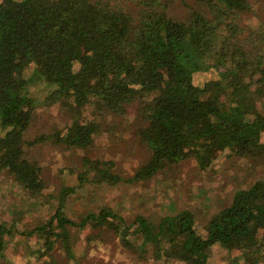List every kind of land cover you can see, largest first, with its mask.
Returning a JSON list of instances; mask_svg holds the SVG:
<instances>
[{"label": "trees", "instance_id": "1", "mask_svg": "<svg viewBox=\"0 0 264 264\" xmlns=\"http://www.w3.org/2000/svg\"><path fill=\"white\" fill-rule=\"evenodd\" d=\"M194 1L191 8V0H0V168L39 196L47 183L42 166L26 156L32 145L53 140L90 149L104 119L126 115L133 103L149 156L132 175L85 157L99 183L147 181L192 159L202 170L228 154L263 160L264 20L258 27L244 22L251 0ZM176 2L191 8L187 19L171 14ZM208 70L219 75L197 84L195 74ZM38 82L52 86L48 99L63 103L74 120L64 133L30 141L38 107L31 87ZM87 175L81 172V183ZM197 222L186 208L128 221L106 207L73 220L61 206L31 234L43 233V255L60 242L69 259L76 258L71 228L89 223L112 230L141 258L211 264L220 247L236 253L234 264H264L263 179ZM11 231L0 225V255Z\"/></svg>", "mask_w": 264, "mask_h": 264}, {"label": "rangeland", "instance_id": "2", "mask_svg": "<svg viewBox=\"0 0 264 264\" xmlns=\"http://www.w3.org/2000/svg\"><path fill=\"white\" fill-rule=\"evenodd\" d=\"M191 1V8H194L196 3ZM251 3L252 11L243 19L246 24L258 27L264 20V0H251ZM191 8L176 2L171 14L187 19ZM218 75L215 70L201 71L195 74V82L200 84ZM31 88L38 107L27 138L33 141L42 134L51 136L56 131L66 132L74 116L63 103H52L48 99L52 86L38 82ZM138 109L139 105L133 103L126 115L107 116L104 130L95 137L90 149L69 147L53 140L32 145L26 156L42 166L47 183L39 196H30L7 168H0V225L12 229L5 235L7 244L0 255V264H46L52 263L54 258L56 264H78L77 260L82 264H184L175 259H157L151 253L141 258L123 246L112 230L92 227L89 223L84 230L71 228L75 259L68 258L60 242L51 253L43 255L44 249H40L43 233L31 232L49 223L61 206L73 220L106 207L119 212L128 221L138 214L159 219L176 209L186 208L195 213L201 225L210 214L231 201L238 188L264 180V159L256 162L228 154L207 170L200 169L192 159L139 183L109 185L95 181V172L84 166L85 157L115 162L114 171L122 175L134 174L146 162L149 150L140 138L142 119ZM81 172L89 174V179L83 183ZM235 254L215 247L209 261L211 264H234L232 256Z\"/></svg>", "mask_w": 264, "mask_h": 264}]
</instances>
